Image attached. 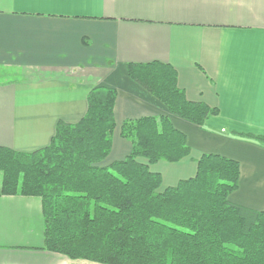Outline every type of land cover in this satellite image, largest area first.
<instances>
[{"label":"crops","instance_id":"obj_1","mask_svg":"<svg viewBox=\"0 0 264 264\" xmlns=\"http://www.w3.org/2000/svg\"><path fill=\"white\" fill-rule=\"evenodd\" d=\"M152 60L172 64L187 98L218 113L202 125L171 113L127 73L128 62ZM0 76V145H48L104 84L117 91L110 162L132 149L124 120L168 115L191 151L151 164L163 188L219 153L240 163L230 200L264 209V0H0ZM43 246L41 198L0 194V264H102Z\"/></svg>","mask_w":264,"mask_h":264},{"label":"trees","instance_id":"obj_2","mask_svg":"<svg viewBox=\"0 0 264 264\" xmlns=\"http://www.w3.org/2000/svg\"><path fill=\"white\" fill-rule=\"evenodd\" d=\"M126 70L175 115L202 125L218 113L187 98L168 62H128ZM116 97L114 87L96 85L85 115L58 121L48 145L30 152L0 145V194L41 198L43 249L102 264H264V209L230 200L238 160L204 153L194 176L162 187L151 164L191 151L168 115L124 120L120 135L132 149L105 163Z\"/></svg>","mask_w":264,"mask_h":264},{"label":"rangeland","instance_id":"obj_3","mask_svg":"<svg viewBox=\"0 0 264 264\" xmlns=\"http://www.w3.org/2000/svg\"><path fill=\"white\" fill-rule=\"evenodd\" d=\"M2 76H0V78H1ZM110 157V156H109ZM108 162H110V159H108L105 163H108Z\"/></svg>","mask_w":264,"mask_h":264}]
</instances>
